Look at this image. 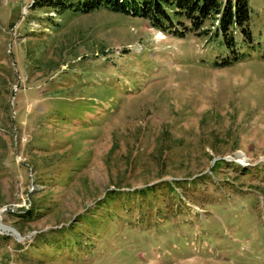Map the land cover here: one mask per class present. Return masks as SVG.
<instances>
[{
	"label": "rangeland",
	"instance_id": "374dc122",
	"mask_svg": "<svg viewBox=\"0 0 264 264\" xmlns=\"http://www.w3.org/2000/svg\"><path fill=\"white\" fill-rule=\"evenodd\" d=\"M41 1L0 0V264H264V0L229 68Z\"/></svg>",
	"mask_w": 264,
	"mask_h": 264
},
{
	"label": "trees",
	"instance_id": "16d2710c",
	"mask_svg": "<svg viewBox=\"0 0 264 264\" xmlns=\"http://www.w3.org/2000/svg\"><path fill=\"white\" fill-rule=\"evenodd\" d=\"M41 2H43L41 4ZM39 5L63 13L89 15L102 10L144 19L150 27L177 40L208 37L228 49L214 67L229 68L244 62L256 48L251 30L249 0H43ZM217 22L214 32L207 23ZM231 53V55H230Z\"/></svg>",
	"mask_w": 264,
	"mask_h": 264
},
{
	"label": "bare ground",
	"instance_id": "6f19581e",
	"mask_svg": "<svg viewBox=\"0 0 264 264\" xmlns=\"http://www.w3.org/2000/svg\"><path fill=\"white\" fill-rule=\"evenodd\" d=\"M3 230V228L2 227H0V232ZM4 231V230H3Z\"/></svg>",
	"mask_w": 264,
	"mask_h": 264
}]
</instances>
